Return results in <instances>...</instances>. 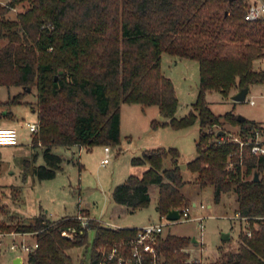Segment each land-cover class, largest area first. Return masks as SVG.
<instances>
[{
    "label": "trees",
    "instance_id": "1",
    "mask_svg": "<svg viewBox=\"0 0 264 264\" xmlns=\"http://www.w3.org/2000/svg\"><path fill=\"white\" fill-rule=\"evenodd\" d=\"M23 2L28 5L16 19H5L9 9ZM246 6L245 0H7L0 4V36L7 40L0 45V86L22 88L0 100V107L32 105L38 129L31 144L42 147L44 160L41 164L24 160V166L31 167L38 179H48L61 168L62 157L52 151L55 145L119 144L122 103L156 105L163 118L151 120L153 128L168 124L179 129L198 121L197 154L185 169L195 173L199 186H213L215 202L222 193L234 190L236 213L251 223L240 230L237 249L213 264H264V156L253 153L251 144L240 146L229 139L225 131L206 130L228 121L239 126L238 136L244 140L254 136L259 126V121L247 117L238 121L234 106L223 114L214 113L206 98L212 90L227 97L246 85L264 84V70L253 68V62L264 55V18L246 20ZM163 52L198 62L196 98L179 118L174 84L161 70ZM27 86L35 89L34 103L24 100L30 92ZM1 115L12 119L10 110ZM167 157L170 166L164 165ZM178 157L175 147L143 149L130 161L147 168L113 186L112 199L129 210L144 207L150 201L148 185L156 184L160 216L170 208L189 206L180 190L185 181ZM254 171L258 180H253ZM79 212L88 215L83 209ZM89 228L95 231L89 264H97L101 243L127 238L136 229L114 228L94 218L83 226L76 214L50 219L43 211L29 222L0 220V236L11 231L34 235L37 246L22 264H75L68 249L86 244ZM62 230L73 231V237L62 235ZM190 243L188 236H162L157 243L161 264H198L189 261Z\"/></svg>",
    "mask_w": 264,
    "mask_h": 264
},
{
    "label": "rangeland",
    "instance_id": "2",
    "mask_svg": "<svg viewBox=\"0 0 264 264\" xmlns=\"http://www.w3.org/2000/svg\"><path fill=\"white\" fill-rule=\"evenodd\" d=\"M248 3L250 0H245ZM7 0H0L5 4ZM23 2L9 9L5 19H16L19 12L27 7ZM1 32V31H0ZM0 36V45L6 42ZM263 62L256 59L254 69H262ZM161 70L169 77L175 88L178 105L176 117L183 116L194 102L199 81L198 62L194 59L161 54ZM22 88L19 86H0V100H6ZM234 93V92H233ZM232 93V94H233ZM264 84H252L243 101H234L231 95L225 97L219 91L207 92L206 98L211 110L216 114H223L233 108L235 114H242L256 121L264 120ZM254 97L255 104L248 102ZM24 100L35 102V89L32 88ZM29 103H16L1 108L5 112H12V119L0 116V125L12 124L18 129V143L14 145H0V220L8 223L18 221L29 222L38 212L43 211L50 219H58L61 215H72L79 211V207H87L95 219L104 223L111 222V227H141L149 222L165 221L157 211L158 188L151 184L149 188L150 201L148 205L135 210L126 209L122 212V204L116 203L111 197V189L124 181L131 167V157L141 154L143 149L154 147H175L179 151L178 162L186 163L196 154V141L199 135V122L175 129L170 125H159L153 128L151 120H162L156 105L143 106L139 103L121 104L122 134L117 145H110L112 155L105 165L100 163L104 156L103 145L90 147L77 145H55L54 153L62 157L61 168L52 178L38 179L31 171V167L24 166V160L31 164L44 162L41 146H32L31 133L27 122H36V112ZM207 130V128H206ZM212 132L225 131L228 138L238 136L239 126L228 121L212 127ZM264 138V136H263ZM35 158L33 160V157ZM164 165H170V159L164 160ZM139 170L140 165H132ZM133 169V170H134ZM185 183L180 187L181 192L189 199V219L171 222L164 226V235L195 236L201 243H190L186 249L189 259L200 258L201 264H213L214 261L226 256L238 247L239 232L250 227L251 223L239 218L236 213L237 201L234 190L221 194L220 200L213 199V186H199L194 182L195 173L190 169H183ZM195 203V204H193ZM203 204V207L200 206ZM210 204V205H209ZM198 217H202V229L198 226ZM169 220V219H168ZM257 226L256 223L253 224ZM202 230V231H200ZM1 233L0 264H13V257L21 255L26 261L27 252L17 248L10 250V242H24L32 244L35 237L32 233L16 234ZM225 236H222V235ZM95 236L93 228L87 230V243L73 246L68 252L75 264H89L91 244Z\"/></svg>",
    "mask_w": 264,
    "mask_h": 264
},
{
    "label": "built area",
    "instance_id": "3",
    "mask_svg": "<svg viewBox=\"0 0 264 264\" xmlns=\"http://www.w3.org/2000/svg\"><path fill=\"white\" fill-rule=\"evenodd\" d=\"M244 18L246 20H254L257 18H264V0H250L247 3ZM258 61L264 63V55L258 58ZM264 70V66L262 68ZM260 96L264 97V93ZM248 102L255 104L254 97H249ZM26 126L31 133H35L38 129L36 122H27ZM212 127H208L207 131L212 132ZM18 129L13 125H0V145H14L18 143ZM264 120L259 121V126L254 130V136L241 139L234 137L233 141H238L240 146L244 144H251V150L253 153H257L264 156ZM230 139V138H229ZM104 156L100 163L105 165L110 161L112 150L110 145L103 146ZM264 175V171L261 173ZM253 175V174H252ZM260 176V175H259ZM203 207V204H200ZM80 220L81 225L88 224L90 217L81 213L76 214ZM160 218L166 219L165 221L149 222L141 227H136L134 233L127 238L106 241L98 246L99 257L97 264H161V254L157 247L158 240L164 236V226L175 221L189 219V206H185L180 210V216L176 220H168L166 214L161 215ZM199 220L198 226L202 229V217L197 218ZM102 222L101 220H98ZM103 223V222H102ZM202 231V230H200ZM27 232H13L16 234H25ZM61 234L72 238L73 231L62 230ZM1 243V242H0ZM201 239H199V243ZM197 244V245H198ZM37 246V242L34 240L32 244H28L21 240L19 243L12 240L8 246L10 250H16L20 248L26 252L32 251ZM189 261L201 264V259L191 258Z\"/></svg>",
    "mask_w": 264,
    "mask_h": 264
},
{
    "label": "water",
    "instance_id": "4",
    "mask_svg": "<svg viewBox=\"0 0 264 264\" xmlns=\"http://www.w3.org/2000/svg\"><path fill=\"white\" fill-rule=\"evenodd\" d=\"M229 2L233 1V0H228ZM61 72V71H60ZM55 78H57V76H55ZM31 88L30 86H27V91H30ZM250 90V86L246 85L238 90H236L233 94H231V99L233 101H243L247 95V93ZM2 112V109H0V114ZM160 118L162 119L163 116L160 115ZM246 117L242 114H237V120L238 121H242L244 120ZM222 131H218L217 134H221ZM186 167V163H180V168L181 169H185ZM259 179V173L258 171H254L253 172V180H258ZM180 216V209L179 208H170L167 213H166V218L169 220H176L178 219ZM222 236H225L224 234ZM191 242L194 245H197L199 243V239L196 238L195 236L191 237ZM22 256L21 255H17L14 259H13V264H22Z\"/></svg>",
    "mask_w": 264,
    "mask_h": 264
},
{
    "label": "crops",
    "instance_id": "5",
    "mask_svg": "<svg viewBox=\"0 0 264 264\" xmlns=\"http://www.w3.org/2000/svg\"><path fill=\"white\" fill-rule=\"evenodd\" d=\"M2 111H4V110H2ZM34 111V110H33ZM121 108H120V136H121V134H122V123H121ZM8 122H9V124H7V125H13L11 122V120H8ZM14 126V125H13ZM79 147V146H78ZM53 148V147H52ZM80 149H81V147H79ZM103 153H104V151H103ZM133 165V164H132ZM132 165H131V167L130 168H128V172H126V173H129V174H135V175H138V176H140L141 174H142V172L147 168V165H140V167H139V170H135L133 167H132ZM170 166V165H169ZM134 169V170H133ZM128 174V175H129ZM127 175V176H128ZM126 179V178H125ZM124 179V180H125ZM150 185L151 184H149L148 185V192H149V188H150ZM110 193H111V191H110ZM149 195H150V193H149ZM193 204H195V203H193ZM210 205V204H209ZM79 209V211L81 210V209H83L84 211H86L87 212V214H88V216L90 217V218H94L92 215H90V212H89V210L87 209V207H79L78 208ZM126 209H128L127 208V206L126 205H124V204H122V212L123 211H125ZM76 212V213H74V214H78V213H80V212ZM74 214H72V215H74ZM66 215H69V214H66ZM62 216H65V215H61L60 217H62ZM95 219V218H94ZM96 220H100V219H96ZM102 221V220H101ZM103 222V221H102ZM108 222L109 223H107V222H103L104 224H106V225H108V226H111L112 224H111V222L108 220ZM17 255H15L14 257H13V259L16 257ZM22 261L24 262V260H23V257H22Z\"/></svg>",
    "mask_w": 264,
    "mask_h": 264
}]
</instances>
